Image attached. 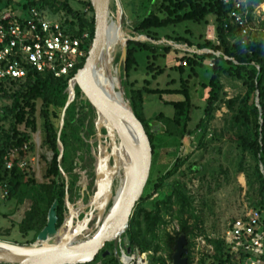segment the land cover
Wrapping results in <instances>:
<instances>
[{"label": "trees", "instance_id": "1", "mask_svg": "<svg viewBox=\"0 0 264 264\" xmlns=\"http://www.w3.org/2000/svg\"><path fill=\"white\" fill-rule=\"evenodd\" d=\"M67 1L61 3L58 0H22L18 6L24 17H27L32 9L43 12L50 8L56 13L64 10L67 13L64 26L69 27L75 37H82L84 33L89 34V40L84 43L86 58L74 75L68 79H58L50 74H36L31 71L24 81L0 82V184H7L10 192L7 200H15L18 211L24 209L27 201L32 203L23 220L17 225L19 232L25 238L31 234L38 236L42 233L48 226V216L55 203L57 204V227L60 228L63 225L67 192L69 191L71 198L77 197L80 177L75 172L83 163L79 154L84 153L87 147L85 140L88 138L87 135L82 136V134L85 132L88 135L94 134L93 121L96 120V112L89 102L81 100L82 90L77 86L75 98L66 111L63 130L59 136L62 116L70 98L68 90L70 83L84 68L95 39V15L90 1L82 2L90 12L89 17L86 13L73 10ZM135 1L140 3L144 12L142 11V16L135 23L134 31L152 42L161 41L159 34L162 30L165 31L170 27L188 22L209 24L208 18L211 16L215 18L217 37L216 42L202 39V42L196 43L179 35L167 36L168 41L179 45L186 44L189 48H196L204 54L186 52L185 57L178 60L179 64L174 68L181 78L180 88H172L176 85V81H173L164 89L152 87L154 81L165 73L164 68L157 66L158 52L161 50L167 53L172 52L174 51L172 47L164 48L151 42H129L127 61L126 64L122 63V83L125 95L149 137L154 164L161 154L170 155L173 160L165 174H160L161 176L159 175L157 179L149 180L148 184L153 185V195L164 190L167 182L175 177L187 163V157L182 156L181 151L184 146L183 141L194 132L191 129L194 105L193 86L190 81L196 76V68L201 65V62L209 59L212 62V78L209 85H204V88L209 89V95L205 110V123L201 122V125L197 127V129H204L203 135L199 138L200 143L202 145L208 137V127L215 119V113L222 104L225 105L231 114L229 127L235 132L233 142L244 156H250L254 162L252 177L254 183L259 185V193L262 197L256 209H259L264 221V38H258L254 34L247 37L240 26L235 24L232 13L236 2L240 0H229V3H226V0ZM246 1L250 23L253 20L254 9L262 5L264 0ZM16 11L13 0H8V5L0 8V18L8 12ZM140 53L152 54L153 60L146 64L147 78L143 80L141 87L138 80L132 81L141 66ZM150 59L148 57V61ZM183 63L187 64L186 67ZM187 69L191 70V76L184 79ZM223 78L241 82L245 93L233 99L222 97L224 87L221 80ZM149 97H154L164 106L173 109V117L160 113L155 119L163 124L162 136L158 135L154 129V121L145 118L144 107ZM39 102L42 103L44 143L53 153V160L48 165L46 173L50 184L37 182L29 158L36 148L32 135L38 130ZM163 136L180 146L177 152H173L175 149H172L171 154L165 150L158 154L157 141ZM212 138L214 140L216 136L213 134ZM60 146L63 148L61 162ZM7 161L13 163L11 170L7 168ZM24 163L26 165L22 166ZM61 170L68 176L69 182ZM183 185L185 184L180 181L172 184L171 197L175 199V203L171 201V198L166 199V205L168 204L169 207L178 205L182 215L193 208V199L188 196ZM153 195L141 199L131 218L127 236L132 253L154 251L158 254L161 250L158 245L159 231L160 226L165 223L162 214L166 206L160 201L154 204L152 210L149 211L146 207ZM182 236H185L189 242L187 258L191 264L193 246L191 239L194 236V228H191L187 221L182 222L179 233L167 237L166 243L170 250L171 264H174L175 246ZM213 242L215 254L204 255L201 264H242L243 254L233 255L226 249L221 239ZM156 263L166 264V260L155 256L152 264ZM102 264L122 263L113 257L112 260L107 259Z\"/></svg>", "mask_w": 264, "mask_h": 264}, {"label": "rangeland", "instance_id": "2", "mask_svg": "<svg viewBox=\"0 0 264 264\" xmlns=\"http://www.w3.org/2000/svg\"><path fill=\"white\" fill-rule=\"evenodd\" d=\"M58 1L64 3L67 0ZM83 1L85 0H69L67 2L73 10L86 13L89 17L90 12H88L86 7H84L82 4ZM119 1L121 2L124 12L122 32L124 31L126 33V38H135L138 39L136 42L141 43L151 42L154 45H160L164 48L171 46L174 50L169 53L164 50L158 52L159 57L157 60V66L164 68L165 73L156 81H154L152 87L164 89L169 83L176 81V85L172 88H180L181 78L179 73L176 72L174 68L178 66V60L185 57L186 52H189V50H198L196 48H189L186 44L179 45L175 42L168 41L166 37L179 35L196 43L202 42L203 40L216 42L217 37L215 30V18L213 16L209 17V24H195L188 22L180 24L176 27H170L165 31L162 30L159 34V37H161L159 39H161V41L152 42L145 39V37L139 36L134 31L135 23L138 21L140 16H142V11L144 12V10H142L141 6L139 5L140 3L135 0ZM13 2L17 10L14 13L21 14V9L19 8L18 4L22 2V0H13ZM7 5L8 0H0V8ZM256 8L254 9V13H252L253 20L250 22L252 34L256 35L258 38H264V3L257 6ZM110 9L112 15L115 16L114 20L117 23L118 6L116 0H111ZM42 13L49 21H55L62 24L66 23L67 21V13L64 10L56 13L52 9L48 8V10H44ZM122 51L123 48L121 45L116 52L111 54L113 57L112 68H114V71L116 72L115 76L119 79L117 93H120V78L122 80ZM151 55L152 54L146 53L139 54L141 66L138 70L137 76H134L132 81L138 80L140 82V87L143 85V80L147 78L146 64H148V62H153ZM148 57L151 58L150 61H148ZM189 76H191V70L187 69L184 79H188ZM211 78L212 62L211 60L206 59L205 61L201 62L199 67L196 68V76H194L190 81L191 85L193 86L192 94L194 105L191 115V129H193L195 133L197 130H199L197 129L198 125H201V122L203 124L205 123V110L207 107L209 89L204 88V85H209ZM221 81L224 87L222 97L226 99H233L245 93L244 85L241 82L233 81L228 78H223ZM171 85L173 86V84ZM124 99L126 100H124L123 105L128 107V104H125L127 102L126 95ZM160 113H164L168 117H173L174 114L171 107L164 106L156 98H147L144 107L145 118L149 121H154V129L157 131L158 135L162 136V130H164L163 124L155 120ZM230 117V111L225 105L222 104L221 108L215 113V119L211 121V124H209L208 127L210 132L216 136V139L212 140L213 138L210 139L209 137H206L201 145L198 137H196L194 141L190 139V137L194 136L193 132V136H189L185 139V141H183L184 147H186V153L184 152L185 155L183 156L185 158L187 157V163H185L179 173L167 182L164 190L154 195L152 189L153 185H147L143 197L148 195L153 196L149 199L150 202L146 208L151 211L152 206L156 203H160V201H162L161 203L166 206V209H163L162 214V218L164 219L165 223L160 226L159 231L158 245L161 247L160 252L158 254H155L154 251L141 253L148 255V261L150 264H152L153 258L155 256L156 258L165 259L166 264H171L170 250L166 243L167 237L175 236L177 233H179L183 221H187V224L191 228H194V236L191 239L193 246L191 248L190 263L201 264V260L204 255L215 254V244L213 241L219 240L224 235L229 224L235 223L249 215L252 211L257 210L256 207L261 202L262 197L259 193V185L254 183V179L252 177L255 165L250 156H244L233 142L235 132L229 127L228 122L231 120ZM37 118L38 130L32 135L36 148L29 158L37 182L40 184H50V181L46 178V173L48 165L53 160V153L44 143L45 134L44 122L42 120L43 114L41 102L38 103ZM95 119L97 120V117ZM200 130L203 131L204 129L201 128ZM157 145L158 154L164 150L168 154H171L170 150L175 149L173 152H177L178 147H180L178 144L170 141V139L168 140L164 136L157 141ZM171 159L172 156H165L161 154L159 158L156 159V164L153 162L150 180L157 179V177L161 176L160 174H165L172 164L173 160ZM92 168L80 167L77 169L81 180H79L81 185H83V181L86 182V185H93L94 177L92 175ZM99 168L100 176L97 187L98 192H100L103 197H99L97 201L94 199L97 203V206H101L103 204V201L106 199L108 194L107 189H109V185H106V178L109 175V170L105 166V160L101 157H99ZM195 169H198V171H195ZM175 181H180L181 183L185 184L183 187L186 189L188 196L193 199L192 210L184 212L183 215L181 214V210L178 205L175 204L171 207H169L168 204L166 205V199L168 198H171V201L175 203V199L171 197L173 193L172 184ZM114 185L115 187L112 192V196L110 197V200L107 202V205L103 211L96 210V215H94L90 224V228L93 230H95L100 225V220L106 217L109 210L113 206L114 196L116 195L120 186L119 179L115 181ZM89 192H94V188L92 189V187H90ZM88 200L89 198L87 195L86 201ZM80 201L83 202V207H88V202L83 200ZM80 201H77L75 204L78 209V203ZM31 205V201H27L24 209L18 211L15 200L10 201L0 199L1 241L20 245H28L36 243L38 241V237L39 239L41 238L39 236L41 233H39L38 236L31 234L29 237L25 238L19 232L17 226L23 220L25 213L30 209ZM170 209L172 210L170 211ZM81 214L79 216V220L83 222L85 217L83 216L84 219H82ZM67 217L69 216H66L65 220ZM96 218L98 220H96ZM188 245L189 242L187 247ZM105 250L111 253L109 257L104 258L100 255L92 264H102L107 259H113L114 254L111 246L107 245ZM123 252L126 253L125 247L121 241L119 243L118 255L121 256L124 254ZM118 260L121 262L120 259ZM130 262L125 263L129 264ZM121 263L124 264L123 262ZM131 264H138V261H135Z\"/></svg>", "mask_w": 264, "mask_h": 264}, {"label": "water", "instance_id": "3", "mask_svg": "<svg viewBox=\"0 0 264 264\" xmlns=\"http://www.w3.org/2000/svg\"><path fill=\"white\" fill-rule=\"evenodd\" d=\"M89 1L95 15V39L84 68L70 83L68 89L70 98L62 116L59 136L63 130L66 111L75 98V89L78 86L82 90L83 97L81 100L89 102L97 115L95 129L99 142H101V156L103 154L106 156L105 166L109 170V175L106 178V185H109L107 197L101 206H97L96 203L99 197H103L100 192H97L94 197L96 201L94 199L89 201L88 207H83V202L80 201L78 205L82 208L81 210L90 208V212L85 213V219L81 222L79 220L80 212H75L76 209L70 201L68 191L66 206L70 215L63 225L60 228L57 227V204L55 203L48 216V226L39 235L41 238L38 237L36 243L20 245L0 240V264H92L108 244L113 243L117 249L123 237L126 253L119 256L116 250V257L124 264H126L125 259L131 258L132 248L129 246L127 232L130 228L131 218L143 198L151 177L153 149L149 137L135 116L130 103L125 101L128 107L123 105L125 92L122 80L119 88L120 93H118L119 100L107 95L102 89L103 87H99L93 76L92 79L95 83L93 88L84 84L85 79L90 78L93 71L98 69L109 56L108 20L112 15L111 0ZM116 1L118 6L117 22L122 29L123 7L119 0ZM131 41L136 42L138 39L124 37L122 40L121 63L123 64H126L128 46ZM103 131L106 134H103ZM103 141H106V146H103ZM110 148L111 153H109ZM60 151L61 162L63 157L62 146H60ZM111 158L114 161L113 167L110 166L109 160ZM61 173L69 182L68 176L62 170ZM95 173L98 184L99 163L96 165ZM117 179H119L120 186L114 196L113 206L106 217L102 220L99 219L100 225L96 230H93L90 228L93 209L103 211L112 196V187ZM78 228L80 231H76ZM187 244L188 240L185 236L180 237L177 241L173 256L174 264H189ZM109 254L106 251L103 257L107 258Z\"/></svg>", "mask_w": 264, "mask_h": 264}, {"label": "built area", "instance_id": "4", "mask_svg": "<svg viewBox=\"0 0 264 264\" xmlns=\"http://www.w3.org/2000/svg\"><path fill=\"white\" fill-rule=\"evenodd\" d=\"M248 17L247 1H237L232 18L243 34L250 37L252 29ZM0 23V82L24 81L31 71L68 79L86 58L84 43L89 40V34L75 37L69 27L49 21L42 11L32 9L27 17L8 12L0 18ZM183 65L186 67L187 64ZM208 133V137L212 138L210 130ZM202 135L203 131L199 129L190 139L194 141ZM184 152L186 147L183 146L182 156ZM7 168L11 170L13 163L7 161ZM9 194L7 184H0V199L7 200ZM220 239L233 255H244L242 264H264V221L260 211H252L243 219L229 224ZM130 261L150 264L148 255L139 251L132 253Z\"/></svg>", "mask_w": 264, "mask_h": 264}, {"label": "flooded vegetation", "instance_id": "5", "mask_svg": "<svg viewBox=\"0 0 264 264\" xmlns=\"http://www.w3.org/2000/svg\"><path fill=\"white\" fill-rule=\"evenodd\" d=\"M93 131H94V134L93 135H88V133L87 132H85V133H83L82 134V136H85V135H87V139L85 140V142H86V144H87V147H86V149H85V151H84V153L81 155V154H79V156H80V158H82L83 159V163L82 164H80V167H89V168H92V171H93V177H94V183H93V185H86L85 183V181H83V185H81L80 184V181H79V183H78V185H77V197H70V201H71V203L75 206V204H76V202L77 201H80V200H83V201H86V197H87V195H88V198H89V200L88 201H86V202H88V205H89V201L90 200H92V199H94V197L96 196V194H97V192H98V185H97V178H96V173H95V171H96V165L99 163V157H101L102 159H106V156L103 154L102 156H101V151H100V145H101V142H99V139H98V135H97V132H96V129H95V121H93ZM105 131H103V134H106V132L104 133ZM102 144H103V146H106V141H103L102 142ZM94 151H95V153H94ZM109 153H111V148L109 149ZM110 166L111 167H113V165H114V161H113V158H111L110 160ZM91 164H92V167H91ZM79 167V168H80ZM78 170H76V174H78V172H77ZM90 187H92V189L94 188V192H89V189H90ZM114 187H115V185H113V190H114ZM65 207H66V212H65V215H64V218L66 217V216H69L70 215V213H69V209H68V207L66 206V203H65ZM76 207V206H75ZM77 211H80V207H79V209H78V207H76L75 208ZM86 210V211H85ZM85 210H81L80 211V214H81V216H82V219H84V217H85V212H90V208H88V209H85ZM83 211H85V212H83ZM94 215H96V210L95 209H93V216H92V220H93V217H94ZM84 216V217H83ZM98 218V217H97ZM96 218V220H98ZM91 224V223H90ZM94 226V225H93ZM96 230V229H95ZM122 241V244L124 245V243H123V239L121 240ZM108 245H110L111 246V248H112V250H113V254H114V257L117 259V257H116V250H117V252H118V250H119V245H118V248L116 249V247H115V245L113 244V243H111V244H108ZM106 252V250L104 249L101 253H100V255L101 256H103V254ZM110 253V252H109ZM111 254V253H110ZM109 254V255H110ZM99 255V256H100ZM98 256V257H99ZM109 257V256H108Z\"/></svg>", "mask_w": 264, "mask_h": 264}, {"label": "bare ground", "instance_id": "6", "mask_svg": "<svg viewBox=\"0 0 264 264\" xmlns=\"http://www.w3.org/2000/svg\"><path fill=\"white\" fill-rule=\"evenodd\" d=\"M115 16L111 15L108 20V31H109V56L106 61L100 65V67L93 71V75L90 78H86L84 84L88 87L93 88L94 82L92 76L94 77L95 81L98 83L99 87H103L102 89L105 91L107 95H110L113 99H120L119 94L117 93L119 79L115 76L114 68H112L113 64V57L111 54L116 52L119 46L122 45V40L126 37V33L122 29H120L118 22L116 23L114 20ZM118 73V72H117ZM121 82V78H120ZM101 85V86H100ZM125 90V89H124ZM126 100V99H124ZM128 101V99H127ZM108 190V189H107ZM82 209V208H81ZM77 210H75L76 212ZM77 211L76 213H78ZM80 231V228L76 229V231ZM126 251V249H125ZM125 262H130V259H125ZM127 264V263H126ZM131 264V262L129 263ZM141 264V263H140Z\"/></svg>", "mask_w": 264, "mask_h": 264}, {"label": "crops", "instance_id": "7", "mask_svg": "<svg viewBox=\"0 0 264 264\" xmlns=\"http://www.w3.org/2000/svg\"><path fill=\"white\" fill-rule=\"evenodd\" d=\"M257 9V8H256ZM196 135V133L194 132V136ZM191 136H193V134L191 135Z\"/></svg>", "mask_w": 264, "mask_h": 264}]
</instances>
